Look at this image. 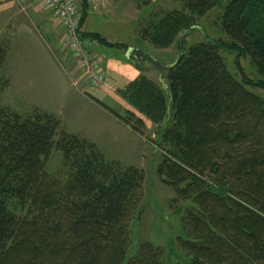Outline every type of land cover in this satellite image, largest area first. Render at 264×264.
<instances>
[{
	"label": "trees",
	"instance_id": "1",
	"mask_svg": "<svg viewBox=\"0 0 264 264\" xmlns=\"http://www.w3.org/2000/svg\"><path fill=\"white\" fill-rule=\"evenodd\" d=\"M176 1L180 10L144 30L156 49L198 30L222 0ZM81 2L80 26L88 9ZM220 30L229 42L205 36L187 47V35L161 85L144 74L151 65L128 60L141 73L122 95L158 127L155 172L173 201L190 203L175 241L189 260L175 264H264V98L250 89H264V0H229ZM222 49L235 54L241 79ZM7 55L1 46L0 69ZM244 58L262 77L257 83L247 78ZM8 85L0 80V264H166L164 250L149 242L128 257L130 224L143 212V171L108 161L53 115L4 107ZM117 117L143 135L133 112ZM54 152L63 154V175L47 171Z\"/></svg>",
	"mask_w": 264,
	"mask_h": 264
},
{
	"label": "rangeland",
	"instance_id": "2",
	"mask_svg": "<svg viewBox=\"0 0 264 264\" xmlns=\"http://www.w3.org/2000/svg\"><path fill=\"white\" fill-rule=\"evenodd\" d=\"M76 1L79 11H83L81 0ZM228 2L229 0H222L217 7L198 21V30L190 33L186 38L187 47L203 41L205 36L229 42L220 30V17ZM181 8L182 3L176 0H105L99 6L88 3L87 18L81 26L82 43L85 47L88 41L83 37H88L121 53L125 52V46L138 47L159 63L169 65L176 58L177 45L166 50L156 49L144 37V30L150 23L157 22L164 12ZM7 16L4 14L0 16L3 20V22L0 20V27L3 34L11 41L10 46H5L7 52L15 51V55L10 57L8 54L6 62L0 69V80L9 82L2 93V105L26 116L36 111L53 115L60 122L63 130L95 144L108 161L117 162L125 168L132 167L143 171L145 175L141 204L143 212L140 219H134L130 224L132 242L128 257L135 254L141 243L149 242L164 250L166 264L187 262L188 257L180 251L175 241L182 235L181 213L190 203L173 201L176 197L175 192L165 185L155 172L156 157L159 158V154L162 153L156 142L159 135L158 127L138 112L122 95L140 76L141 71L137 65L127 59L124 60L139 72V76L123 88L110 84L106 78L107 73L101 69L105 87L96 88L89 79L82 77L83 71L77 72L79 66L72 51L70 52L65 36L61 43L66 52L65 57L30 59L24 56V51L27 52L26 39L31 40L32 36L27 33L28 30L35 34L44 35V33L35 21L26 17L24 18L29 24L28 29L16 33V26L11 24L10 16ZM20 20L21 18L18 22ZM94 35L113 47L102 44L99 38L92 37ZM20 46L23 52H19ZM50 47L53 48L52 45ZM221 54L230 72L241 79L233 63L235 54L224 49L221 50ZM15 56H17L16 60H14ZM100 59L102 65L103 60ZM241 64L249 80L257 83L262 79L249 59L244 58ZM144 74L161 85L158 71L148 68ZM80 77L83 79L79 80ZM250 89L264 98V89L258 86ZM85 96L96 103H92ZM128 112H133L144 122V126L141 127L143 135L134 132L117 117L119 115L124 118ZM47 171L52 175H63L61 152H54L48 159Z\"/></svg>",
	"mask_w": 264,
	"mask_h": 264
},
{
	"label": "crops",
	"instance_id": "3",
	"mask_svg": "<svg viewBox=\"0 0 264 264\" xmlns=\"http://www.w3.org/2000/svg\"><path fill=\"white\" fill-rule=\"evenodd\" d=\"M73 1L78 5L76 0ZM3 14L10 16L11 24L16 26V33H22L25 29H28L27 27L29 24L25 20L26 18L35 21L41 32L44 33V35L38 33L35 34V32L28 30L27 33L32 36L30 37L31 40L28 38L26 39L27 52L24 51L25 57H29L30 59L33 57H40V59H57V56L60 58L66 56V52H64V49L62 48L63 45L61 44L63 43V38L65 36L64 27L57 14L54 11L46 8L41 0H0V16ZM20 18L21 20L18 22V19ZM0 20L3 22L2 18H0ZM20 25H22L21 28ZM84 38L88 41L85 46L87 51L93 53L99 59L102 58L103 64H100V66H102L101 69L107 73L106 78L110 84L118 85L119 87L123 88L139 76V72L134 69L131 64H127L124 61L126 59V51L121 53V51L119 52V50L115 51L114 49L105 47L97 43L95 40H91V38L83 37V39ZM10 45L11 41L5 34H3L2 28L0 27V46L8 47ZM51 45L53 46L52 49H50ZM19 50V52H23L21 46ZM8 54L10 57H12L15 55V51H9ZM16 57L17 56L14 57V60H16ZM13 63L14 61L12 64ZM77 70L78 73L81 72L79 68ZM81 79L83 78L80 77L79 80ZM85 97L92 103H96L88 96ZM110 116L113 117L112 115ZM113 119L116 120L114 117Z\"/></svg>",
	"mask_w": 264,
	"mask_h": 264
},
{
	"label": "built area",
	"instance_id": "4",
	"mask_svg": "<svg viewBox=\"0 0 264 264\" xmlns=\"http://www.w3.org/2000/svg\"><path fill=\"white\" fill-rule=\"evenodd\" d=\"M46 8L54 11L59 17L65 31V39L83 71V78L90 80L96 88L104 89L105 82L101 73V59L87 51L81 39L80 11L73 0H41ZM90 5L99 6L105 0H86Z\"/></svg>",
	"mask_w": 264,
	"mask_h": 264
},
{
	"label": "water",
	"instance_id": "5",
	"mask_svg": "<svg viewBox=\"0 0 264 264\" xmlns=\"http://www.w3.org/2000/svg\"><path fill=\"white\" fill-rule=\"evenodd\" d=\"M188 31L182 34L179 38V41L177 43V58L174 64L171 65H165L159 63L157 60H155L151 55L146 53L143 49L137 48V47H129L126 50V59L135 63H147L153 67L154 70L159 72L160 78H163V73L167 71L168 69L175 66L182 58V50H183V40L188 35Z\"/></svg>",
	"mask_w": 264,
	"mask_h": 264
}]
</instances>
